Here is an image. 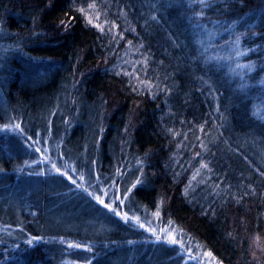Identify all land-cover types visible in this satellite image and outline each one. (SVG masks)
Segmentation results:
<instances>
[{
    "label": "trees",
    "instance_id": "trees-1",
    "mask_svg": "<svg viewBox=\"0 0 264 264\" xmlns=\"http://www.w3.org/2000/svg\"><path fill=\"white\" fill-rule=\"evenodd\" d=\"M91 2L0 0V264H264V0Z\"/></svg>",
    "mask_w": 264,
    "mask_h": 264
},
{
    "label": "snow or ice",
    "instance_id": "snow-or-ice-1",
    "mask_svg": "<svg viewBox=\"0 0 264 264\" xmlns=\"http://www.w3.org/2000/svg\"><path fill=\"white\" fill-rule=\"evenodd\" d=\"M197 2L199 3V5L201 6V11L195 13V15L197 17H203L204 16V9H207L209 8L211 5L209 4L208 0H197ZM242 2V0H241ZM88 9H91L94 11L95 13V18L96 20H100L101 16H102V12L99 10V6L95 3V0H93V2L89 3L87 5ZM82 13L85 12V9L84 8H80L79 9ZM153 20H156V16H152L151 17ZM238 21H233V24L237 23ZM88 23H93V20H92V17L89 16L88 18ZM104 23L105 24H109V28H108V32L111 33L113 31V29H116L118 28V25L115 23V21H108L107 18H105L104 20ZM96 28H98L101 32H104L105 29L104 27L100 24V23H96L94 25ZM199 26V25H197ZM254 26L252 25H249V30H251ZM131 31L135 32V29H131ZM257 33L255 32H252V35H256ZM120 35L119 33H116L113 35V39L115 40L116 37ZM247 35V32L245 33H241L240 35H237L236 38H235V44L236 45H240L241 44V37L242 36H245ZM122 38V36H121ZM128 44L129 45H132V41H128ZM140 48L143 47V44L139 45ZM6 51V50H5ZM248 51H251V49H248ZM247 55V52L245 51H242L240 50L239 48H237L236 50V56L237 57H240V56H245ZM141 56H142V59L141 61H138L137 63H140L144 66V68L146 69L147 66H148V57L144 56L143 53H141ZM229 59H231V57H229ZM237 67H246L248 68L250 71L253 69L254 65L249 63L247 65H241V64H237ZM120 73H117V75H119ZM146 71H145V75H146ZM124 75H128V76H132L134 75V73H128V72H125ZM138 83L143 86V88H145L146 90H153V89H160V90H163L165 92H169L170 89L167 88V86L165 85L163 89H161V86L159 83H153L151 80H142L140 79L139 76L136 77ZM138 89L136 87L133 88V91H137ZM254 115H257L260 119H264V113H258V112H254L253 113ZM5 130H20L21 132H23V128L21 126V124L19 123H16V124H11V123H6L4 124L3 126H0V131H5ZM29 140L32 139L31 136L28 137ZM201 147H205V145L202 143L201 144ZM36 151H40V149H36ZM197 156L200 155V153H196ZM53 168L55 169V171L57 173H59L60 175L62 176H65L67 177L71 183L73 184H76L77 181L75 179H73L71 176H68V173L67 172H61V170L59 168L56 167L55 164H53ZM201 169H208V171H211V169H209L208 167V164L207 163H204V162H201L200 164V168L199 169H196L194 175L192 176V180H196L197 176L200 175V170ZM0 171H3V169H0ZM141 175H143V171L141 169ZM262 175H264V173H262ZM81 179H83V177H81ZM141 183V180L140 179H137L135 183H133L131 185V187L127 190L128 193H131L133 189H135L137 187L138 184ZM79 186V185H78ZM217 187H219L217 185ZM83 191L87 192L88 195L92 196L93 199L96 200V202L100 205H102L105 209H108L110 212L114 213L116 216L120 217L122 220H124L125 222H127L130 218H129V215L127 212H121V211H118L116 207H113V204H110V203H106L105 200L103 198H101V196L99 195H94L93 193L91 192H88V189L87 188H84ZM254 192V190H253ZM250 193H245V195H248ZM235 198V197H234ZM119 199V197L117 198ZM240 199H243V197H240ZM123 200H120V203L123 204ZM114 203V202H113ZM156 215L158 216L159 215V212L156 213ZM132 219H135L137 221V223H139V218L138 217H132ZM140 227H145L144 224H140ZM148 231H151L153 233L154 236H156L157 240L161 239L160 236H158L156 234V231L154 229H151V228H148L147 229ZM42 237H39V236H36V237H32L31 239L27 240L26 243L31 245L33 243V241H38V240H41ZM167 242L170 243V244H176L178 243V240L175 236V234H170L169 236H167ZM61 243H64V240L63 238H61ZM129 243H132L131 241H129ZM68 247L69 248H84L86 251L88 252H91L92 251V248L90 246H86V245H81V244H78V243H73V242H70L68 243ZM181 247H183V244L181 243ZM205 255L211 257L212 256V253L211 252H207L205 253ZM84 264H92L91 260H85L84 261Z\"/></svg>",
    "mask_w": 264,
    "mask_h": 264
},
{
    "label": "rangeland",
    "instance_id": "rangeland-1",
    "mask_svg": "<svg viewBox=\"0 0 264 264\" xmlns=\"http://www.w3.org/2000/svg\"><path fill=\"white\" fill-rule=\"evenodd\" d=\"M161 251H162V248H161ZM147 252H148V248H146V254H147ZM152 255H153V258L158 259L159 257L161 258L162 253L158 251L156 254H154V251H153ZM153 258H150V259H147V258H146V263H143V264H152V263H151V260H152ZM123 262H124V261H123ZM207 262H208V260H207V259H204L203 263H204V264H207Z\"/></svg>",
    "mask_w": 264,
    "mask_h": 264
}]
</instances>
